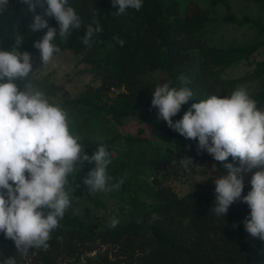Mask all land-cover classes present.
Listing matches in <instances>:
<instances>
[{"label": "trees", "instance_id": "1", "mask_svg": "<svg viewBox=\"0 0 264 264\" xmlns=\"http://www.w3.org/2000/svg\"><path fill=\"white\" fill-rule=\"evenodd\" d=\"M220 1L214 0L216 3ZM69 4L77 10L85 25L92 21L94 11L99 13L96 19H99L103 31L97 34L91 50L81 42L85 32L83 27L74 29L68 42H61L57 35L55 43L61 51L74 49L81 52L91 64L92 71L101 79L100 84L92 88L95 98L101 102L99 109L114 117L138 115L158 125L146 111V107H151L152 85L143 76L164 70L171 86L194 89L203 87L209 78L216 79L217 83L214 66L237 58L231 48L206 44L200 31L210 21L209 12L195 1L182 6L179 0H143L139 11L129 9L126 15H116L118 5L114 7L112 0H69ZM41 11L38 6L36 12ZM32 16L27 5L18 0L0 10V49L10 50L18 31L25 41L22 49L29 51L35 62L34 74L22 87L33 79L41 65L39 50L33 47V43L43 32L30 33ZM224 19L240 24L253 21L248 16L237 20L231 13ZM256 23L262 26L260 22ZM49 24L58 27L55 19H50ZM114 37L123 39L124 45L121 47ZM101 45H108L109 50L104 56L97 57L95 47ZM245 78L242 76L237 80ZM113 89L120 90L115 97L110 96ZM194 93H199L198 88ZM254 100L259 106L264 100V90ZM193 103L184 104L176 120L182 118ZM159 127L178 137L182 148L170 150L153 160L157 171L171 166L176 160L207 153H197V140L186 139L176 131ZM113 141L112 138L98 141L92 145L91 153L99 142L109 147ZM228 162L237 161L229 157ZM219 165L226 174L223 165ZM214 189L215 185H212L204 192L191 191L179 197L168 189L159 188L155 192V202L149 206L134 196L130 203L135 219L116 228L96 229L79 217L65 213L60 221L61 227L52 233L50 247L47 250L32 249L25 256L16 252L14 242L0 233V260L14 255L17 264H91L89 256L86 262L82 257L96 251L101 264H115L108 256L112 248L123 257L118 258V262L124 264H264V240L251 237L244 228L243 221L250 214V208L237 201L230 206L225 218L217 216L211 209L215 201ZM250 190L251 187L244 184L242 195ZM96 203L103 206L101 201ZM87 212L94 215L91 208H87ZM234 223L238 224L237 228L232 227ZM103 247H106L104 252Z\"/></svg>", "mask_w": 264, "mask_h": 264}, {"label": "clouds", "instance_id": "2", "mask_svg": "<svg viewBox=\"0 0 264 264\" xmlns=\"http://www.w3.org/2000/svg\"><path fill=\"white\" fill-rule=\"evenodd\" d=\"M18 2L33 13L30 33L43 32L33 43L41 65H48L61 53L55 43L57 35L61 42H68L73 30L83 27L81 42L91 50L103 31L96 19L99 13L94 11L92 21L85 25L69 0ZM8 3L0 0V5ZM112 4L118 5L116 15H126L129 9L139 11L143 0H112ZM38 6L40 13L36 12ZM50 19H55L58 27L50 26ZM114 39L124 45L123 39ZM24 42L17 31L10 50L0 49V233L14 242L21 256L50 247L52 233L61 227L70 207L69 177L77 173V166L81 170L85 162L93 165L83 178L89 192H118L127 175L113 182L107 146L99 142L88 155L80 137L70 131L67 111L51 103L43 90L21 86L31 79L35 66L32 54L22 49ZM193 95L188 87L160 83L152 90L151 108L157 110V120L186 139L197 140L198 154L206 151L227 169L226 174L214 178V214L225 218L233 203H246L251 211L243 221L244 228L251 237L264 240V109L247 88L238 87L230 95L214 94L191 104L182 118L174 121ZM229 157L239 166L228 162ZM181 163L187 167L192 158L185 157ZM244 172H252L251 190L246 195H242ZM118 223V218H113L110 226L116 228ZM0 264H17V260L13 255Z\"/></svg>", "mask_w": 264, "mask_h": 264}, {"label": "rangeland", "instance_id": "3", "mask_svg": "<svg viewBox=\"0 0 264 264\" xmlns=\"http://www.w3.org/2000/svg\"><path fill=\"white\" fill-rule=\"evenodd\" d=\"M13 1L9 0L8 5ZM179 1L182 6L195 1L208 10L210 21L200 31L206 44L231 48L237 55L236 59L227 64L214 66V76L218 77V82L209 78L203 87L191 89L194 95L188 102L196 103L214 94L230 95L238 87L247 88L254 99L264 90V0H222L217 3L214 0ZM8 5H0V8L4 9ZM228 13L234 14L237 20L248 16L253 21L245 24L229 22L224 19ZM256 22H260L262 26ZM108 50V45L95 47L97 57L104 56ZM195 52L198 54V50ZM242 76L246 78L237 80ZM143 79L151 83L152 90L160 83L167 82L171 85L164 70L145 75ZM100 82V77L92 71L91 64L81 52L65 49L56 54L48 65H40L36 75L27 84L43 90L51 103L58 104L67 111L70 131L80 137L88 155L92 154V145L112 138V145L107 147L112 160L108 172L114 178L113 182L127 174L118 192H89L83 178L93 165L85 162L81 170L77 166V173L69 177L71 204L66 213L79 217L96 229L109 228L111 220L118 218L117 227H120L136 217L130 203L134 196L146 201L149 206L155 202V192L159 188L168 189L170 193L183 197L191 191L204 192L209 186L215 185L214 178H218L223 171L219 162L208 153L192 156L193 163L187 167L176 160L171 166L157 171L152 161L163 157L170 150H180V139L160 129V125L169 127L166 122L157 120L155 108L146 107V111L155 118L159 126L138 115L118 118L99 109L101 102L95 98L92 88ZM197 88L200 96L194 93ZM119 91L113 89L110 96L115 97ZM258 107L264 109V100ZM177 116L178 114L173 117L174 121ZM233 164L239 166L238 161ZM242 176L244 184L251 187L252 172H244ZM96 201H101L103 206ZM87 208H91L94 215L90 216ZM105 249L103 247V252ZM88 256L91 264H101L96 251L84 254L82 261L86 262ZM108 256L115 264H124L122 261L118 262V258L123 257H119L112 248L109 249Z\"/></svg>", "mask_w": 264, "mask_h": 264}]
</instances>
